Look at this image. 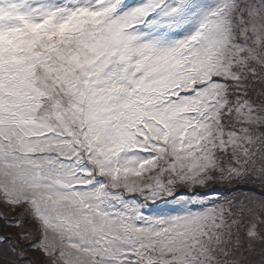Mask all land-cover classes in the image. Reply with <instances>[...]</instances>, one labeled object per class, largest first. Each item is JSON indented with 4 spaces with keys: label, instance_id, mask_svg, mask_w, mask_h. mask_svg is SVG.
Segmentation results:
<instances>
[{
    "label": "snow or ice",
    "instance_id": "snow-or-ice-1",
    "mask_svg": "<svg viewBox=\"0 0 264 264\" xmlns=\"http://www.w3.org/2000/svg\"><path fill=\"white\" fill-rule=\"evenodd\" d=\"M0 219V264H264V0H0Z\"/></svg>",
    "mask_w": 264,
    "mask_h": 264
},
{
    "label": "trees",
    "instance_id": "trees-1",
    "mask_svg": "<svg viewBox=\"0 0 264 264\" xmlns=\"http://www.w3.org/2000/svg\"><path fill=\"white\" fill-rule=\"evenodd\" d=\"M19 229H12L9 226L4 225V221L0 219V233L1 234H8L15 236L18 233ZM28 255L32 257L33 259H39L38 253H34L31 249L28 250Z\"/></svg>",
    "mask_w": 264,
    "mask_h": 264
}]
</instances>
